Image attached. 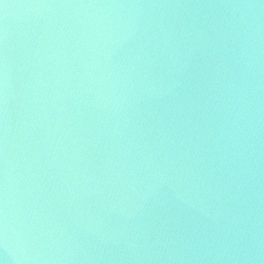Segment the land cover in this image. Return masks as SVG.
Wrapping results in <instances>:
<instances>
[{"label": "water", "instance_id": "water-1", "mask_svg": "<svg viewBox=\"0 0 264 264\" xmlns=\"http://www.w3.org/2000/svg\"><path fill=\"white\" fill-rule=\"evenodd\" d=\"M0 264H264V0H0Z\"/></svg>", "mask_w": 264, "mask_h": 264}]
</instances>
